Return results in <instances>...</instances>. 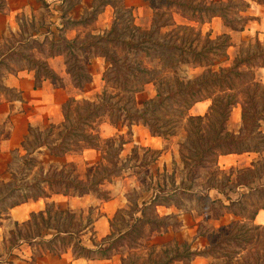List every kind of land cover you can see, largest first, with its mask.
<instances>
[{"label": "rangeland", "instance_id": "obj_1", "mask_svg": "<svg viewBox=\"0 0 264 264\" xmlns=\"http://www.w3.org/2000/svg\"><path fill=\"white\" fill-rule=\"evenodd\" d=\"M60 1L62 3L59 4V7L54 8L57 13H53L48 5H43L35 0L40 6L34 3L29 8V13L34 23L33 29H35L37 25L46 26L57 24L62 27L63 24L67 25L66 23L72 21L87 19L86 24L75 25L70 23L67 25L68 29L77 30L75 40L78 42H86L105 36L112 30L113 26H115L116 31L111 35L112 38L121 36L122 38L128 39L135 32H137L138 36L148 35L153 32L154 35L152 40L147 44V52L139 54L131 53L127 56V52L122 51L120 44H110L107 46L109 50L118 57H128L129 64L132 65L134 71L123 69L120 77H128L133 83L130 86L139 88V93L136 95L134 94V97L137 106L140 108L145 101L157 97L161 84H163L164 89L168 91L171 88H175L176 79L194 80L207 73L210 68L217 71L219 67H228L240 53H246L247 45H255L256 42V40L246 42H232L230 40V47L214 52L211 49L213 44L208 42V35H210V41L216 42L218 37L226 34L222 28L223 26L226 27L222 18H218L221 28L219 27L218 29V27H216L217 31L215 33L214 30L208 31L206 26L207 24H212L215 18L209 23L201 25L188 21L177 9L169 10L160 7L157 9V12L162 14L163 17L161 21L157 23V27L154 23L155 11L151 8L150 0ZM5 2L6 0H0V8L5 6ZM132 3L134 6H130ZM155 4H157V1H155ZM234 10L235 9L231 7L228 11L230 19L236 17ZM20 20L22 21L20 24L26 25L25 18ZM166 20H169V25L159 28L160 24ZM237 26L240 27V24H237ZM61 27L58 28V34L62 33V35L65 36L66 33V38L68 36L70 37V34L72 35L71 32L60 31ZM226 28L230 30L228 27ZM223 41L224 38L220 39L218 42L222 43ZM11 44L13 45L12 42ZM174 47L177 48L175 49ZM189 48H191V50L196 49L198 52L204 49L207 58H205L206 56H197L190 52ZM22 49L25 53L32 52L29 47L26 46ZM4 51H6V47H4ZM19 51H21V49ZM225 54L228 55L229 60L224 57ZM85 55L78 54L81 63L85 65L89 71L91 69L93 72H97L96 74H100V77L97 78L100 88L97 92L94 91L92 95L88 94L91 95V98L86 100L93 102L99 101L105 88H107L108 95H116L121 84H118L115 79L112 78V75L107 77L110 79L109 82H105L103 76L108 70H104L100 65H92V60L95 58L94 56L97 57L98 54L94 55V53H92L90 56ZM9 61H11L9 64L6 63L9 68L15 69L23 66L16 56ZM201 64H203V67H200ZM204 64L206 66H204ZM89 65L92 67H89ZM1 71L3 70L1 69ZM133 72L134 75L132 74ZM88 92L91 91L89 90ZM128 95V93H125L121 103H124L127 98H129ZM119 98L120 96H117L114 98V101H117ZM76 100L82 101L84 99L76 98ZM180 102L179 98L168 100L166 105L157 114L160 119L159 124L165 122L169 123L167 128H165L168 131L167 139L161 137L163 141L162 150L147 152V149L150 148L141 146L133 147L131 144L134 138L133 127L130 134L127 132V135L121 136L124 138L126 146H123V150L120 153L117 149L119 141L113 148H110L107 145L108 139H103L100 136L99 131L102 124H94V126H92L93 129L90 127L85 128L88 133L99 135L100 148L96 150H101L102 152L103 159L100 163L109 167V169H113L112 163L117 162V166L123 169L116 175L111 176L113 177L112 182L123 179L127 183L133 181V183L138 185V189H133V192H130L128 195L130 204H128L127 209L120 211L116 216L117 218H114L111 222L112 243L107 244V247L111 246V255L118 254L126 256L125 264H161L169 255H172L177 250L183 251L187 246L191 249L195 248V250L197 249L198 251L205 250L209 247L208 237L214 232L212 230L214 225L210 224L212 212H208V206L201 207L204 201L198 200L190 195H192V193L201 195L204 189L212 183L211 181L222 186L231 197H237L239 193L247 192V189L243 186L237 185L236 179L239 177V181H244V170L251 169L252 167L247 169L238 168L233 171L234 175L232 177L229 176L231 170L225 171L220 169L216 164L217 159L213 157L208 162L206 168H199L195 176H192L191 165L193 164V160L191 159L194 158L195 154L191 149V144L187 137L191 132H194V127L189 125L188 116H180L183 110V106ZM206 102H210V105L208 106ZM211 106V100L200 102L193 106L190 111H186L185 115L204 116L209 112ZM236 108L238 112V108L241 109V106L237 105L235 109ZM235 113L236 111L233 110V118L231 114L233 120H229L227 129L236 133L239 131L238 125H242V121H240L238 116L237 119L239 118V120L235 119ZM101 121L108 123V118L105 116ZM104 122L102 123L104 124ZM262 128L264 130V124ZM45 135V130H43L40 138L42 139ZM192 139L195 141L194 136L191 137V140ZM25 144L30 151L35 148V144L32 142H26ZM45 151L44 148L38 149L35 152L34 156L37 160L28 167L27 183H31L34 177H44L46 174L50 175L54 167H60V164L50 162V160L46 158L44 155L46 153ZM77 152L69 153V155L80 156L81 154L79 151ZM25 155L26 151H24L23 148L11 153L8 164V170H11V174L17 171L18 165ZM68 167L70 169L74 167L81 179H86L88 172L91 176L95 173L90 169L93 166L85 167V165H82L78 168L76 163L70 162ZM256 170L254 171V177L247 174L246 178L250 181L253 180L254 186L263 185L264 173H258ZM259 177L261 178L259 179ZM163 185L167 188V193L162 192ZM40 187L45 189L46 185L42 184ZM188 188L191 190H184ZM100 190L102 192H93L90 193V195L96 198H103V194L106 192L104 188H100ZM38 192V190L34 189H24L12 194L8 199H2V193H4L2 192L0 194L1 217H5L8 208L12 204L23 202L27 197L38 194ZM156 194L160 197L159 204L168 205L167 209L164 208V206L144 205L145 202H151L152 197L154 198ZM105 196H107V193ZM213 197L215 198V194H213ZM251 197V201L247 204L248 209L242 212L241 219L245 222L246 226L256 227L250 220L254 214L256 205L264 204V194L263 196L252 195ZM251 203L254 205H251ZM53 206L55 207V205ZM98 209V206L97 208L92 206V208L86 209L85 211L70 212L73 214L72 220L68 221V217L64 215L63 218L58 220V225L65 229L70 225H73L74 229L78 227L88 228L92 225L91 222H93V219L99 214ZM143 210L145 211L146 218L148 220L150 219L154 224H133L135 219L143 218L141 213ZM177 210L185 215L186 218L184 219L187 220L188 226L191 225L193 228H197V230L192 231L189 229V231H181V235L178 236L179 232L176 231V228H179V216L172 213L170 214V218H166L167 213H171L172 211L177 212ZM198 210L205 214L201 215V217H197ZM204 217H206L207 220L202 221L201 219ZM214 224L216 225V223ZM53 225L56 226L57 224L53 222ZM169 227L172 229L170 230V234H167ZM34 229L32 225L30 227H22L21 232L23 236H26L30 233H34ZM15 239L16 238L10 239V244H8L10 248L15 246V242L17 241V239L16 241ZM63 243H65L63 244L65 246L68 245L69 248L74 245V241L67 240L66 242L63 241ZM87 244L89 243L87 242ZM56 245L59 246L60 244L57 243ZM63 245L61 244V246ZM220 246L221 247L216 249L210 257L206 258L207 264H264V230L251 229L244 233L237 243L230 241L229 243H222ZM68 247L62 248V250H66ZM76 252L79 251L77 250Z\"/></svg>", "mask_w": 264, "mask_h": 264}, {"label": "trees", "instance_id": "obj_2", "mask_svg": "<svg viewBox=\"0 0 264 264\" xmlns=\"http://www.w3.org/2000/svg\"><path fill=\"white\" fill-rule=\"evenodd\" d=\"M37 1L46 5L44 0ZM155 1H157V4H155ZM250 1L264 6V0H150L151 8L155 11L154 23L157 27V23H159L163 17L162 14L157 12V9L164 7L169 10L177 9L185 19L201 25L209 23L214 18H222L226 27L237 32L244 31L250 21V18L245 15L250 8ZM231 7L235 9L234 13L236 16L232 19H230L228 15V11ZM86 21L87 19L72 21L70 23L79 25L86 24ZM70 23L66 24L68 25ZM237 24H240V27L237 26ZM67 25H65L62 30L67 28ZM168 25L169 20H166L160 24L159 28L167 27ZM115 31V26H113L112 30L105 36L86 42H78L77 40L68 41L64 38H61L60 41H50V56H66L68 74L72 76L74 85L77 89L83 90L93 79L88 68L81 63L78 54L91 55L94 53V55L98 54V56L103 57L106 62L110 64L108 71L103 76V80L109 82L110 79L107 77L112 75V78L121 85L119 86V91L114 96L108 95L107 88H105L102 96L97 102L86 99L82 101H78L76 98L69 99L63 106L65 121L62 126L56 127L52 125L49 129L45 130L46 135L42 139L40 138L42 131L30 127V135L22 144V148L26 151V155L22 157L17 171L11 174L13 181L3 184V186L0 187V194L4 192L2 193V199H8L12 194L24 189H34L39 192L38 194L27 197L23 202L12 204L8 208L5 217H1L0 215V222L7 219L9 211L21 203L50 197L48 191L58 195L62 194L64 196L73 197H83L93 192L100 193L102 192L100 190L101 186L106 182L111 183L113 181V177L111 176L123 170L117 166V162L112 163L113 169H109V167L100 163L90 168L95 172L93 176L89 175L88 172L86 179H81L74 167L70 169L68 165H66L59 171L53 170L50 175L46 174L44 177H34L31 183H27L28 167L37 160L34 154L38 149L46 147L51 156L56 158L72 152L79 151V153L82 154L88 149H99V135L88 133L85 128H92L94 124H103L102 122L104 121H101V119L105 116L108 118L107 122L112 125L116 126L121 123L127 126L128 134L132 132L134 126L144 125L150 129L153 136L167 139L168 131L165 128H167L169 123L165 122L159 124L160 119L157 114L166 105L168 100L176 98H179L183 106L180 116H188L189 125L194 127V132H191L187 137L191 144V149L195 154L194 158L191 159L193 160V164L191 165L192 176H195L199 168H206L208 162L213 157L218 159L220 156L231 154L241 155L244 153H257L261 156L258 161L252 164L251 169L244 170V181H239V177L236 179L237 185L246 188L247 193H241L236 199H233L226 193V190L222 186L211 181L212 183L204 189L201 195H197L196 193L190 195L191 197L204 201L201 207H209L208 212H212L213 220H218L225 214H234L241 218L242 212L248 209L247 204L251 201V196H263L264 194V184L254 186V181H250L246 178L247 174L254 177V171L256 169L258 173H264V130L262 128L264 124V84L258 82L255 76V72L258 69L264 68V42L256 40L255 45H247L246 53H240L228 67H219L217 71L210 68L207 73L194 80L176 79L175 88H171L168 91L164 89L163 84H161L157 97L145 101L140 108L137 106L134 97V94L136 95L139 93V88L130 86L133 83L128 77H120L123 69L134 71L132 65L129 64L128 57H118L113 54L107 46L110 44H120L122 51L127 52V56L131 53L139 54L147 52V44L152 40L154 34L152 32L148 35L138 36L137 32H135L128 39L122 38L121 36L112 38L111 35ZM209 37L210 35H208V42L213 44L211 49L214 52L230 47L229 42L231 38L227 34L218 37L216 42L210 41ZM222 38H224L225 42L219 43L218 41ZM25 45L31 49L42 48V44L37 41H34L31 45H29V43ZM174 48L176 49L177 47ZM189 50L197 56H206L204 49L199 52L196 51V49L191 50V48H189ZM20 53L19 51L13 53V56L10 55L11 59H14V55L22 57ZM23 57L29 63V69L35 72L36 87H40L45 80H51L55 85H59L60 87L63 86L62 79L54 73L47 62L37 60L28 55ZM224 57L229 60L227 54H225ZM205 58H207V56ZM3 65V61H0V67ZM204 66L206 65L204 64ZM200 67H203V64H201ZM8 68L9 67L6 65L7 70H9ZM132 74L134 75V72ZM2 75L0 71V79ZM125 93L129 94V98H127L124 103H121ZM117 96H120V98L114 101V98ZM207 100H211L212 102V106L207 114L204 116L185 115V112L190 111L193 106ZM237 105H240L242 109V128L239 133L231 132L227 129L231 114ZM192 136L195 137V141H193V139L191 140ZM118 141L119 144L117 145V149L121 153L125 145L123 137H119V139H110L107 141V145L113 148ZM26 142L34 143L35 148L31 151L27 149ZM150 151L153 150L147 149V152ZM233 175V171H231L229 176L233 177ZM260 178L261 177H259V179ZM42 184L46 185L45 189L40 187ZM162 187V192L167 193V188L164 185ZM184 190L189 191L191 189L188 188ZM212 190H216L222 194L228 203H225V201L219 198L212 199L210 196ZM103 195V199H106V193ZM159 200L160 197L156 194L149 206L160 205ZM251 205L254 204L251 203ZM261 210H264V204L256 205V209L250 220L251 222L254 221L256 215ZM141 213L143 218L135 219L134 225L136 223L154 224V222L146 218L144 210L141 211ZM203 214L205 213L199 212L198 210V215L201 216ZM64 215L68 217V221L72 220L73 214L56 210L53 204L48 205L45 213L32 214L30 221L23 225L17 224L16 231L11 232V237L17 239V241L15 239V246L18 245L19 240L30 245H34L35 240V244L57 255L60 254L62 248L68 247V245H63L65 244L63 241L66 242L68 240L74 241V254L77 258L93 259L98 256L100 259H108L112 256L110 253L111 246L107 247V244L112 243V235L103 239L101 243H96L95 240H92L93 245L97 247L96 249L86 247L82 244L81 239L82 232L86 227H78L77 229H74L73 225H70L66 229L59 227L58 220L63 218ZM170 217L171 216L166 218ZM53 222L57 225L54 226ZM92 223L93 222H91V224ZM31 225L34 226L35 232L23 236L21 228L30 227ZM53 227L57 230V235L50 241L43 240L42 232ZM251 229L264 230V227H249L246 226L243 220L234 221L229 227H220L217 231L212 232L210 237H208L209 247L205 250L192 251V249L187 246V249L184 248L183 251L177 250L172 255H169L161 264H189L197 257H210L216 249L221 247L220 245L222 243H229L230 241L237 243L240 237ZM38 238L40 239L38 240ZM57 243L60 245H56ZM61 244L63 246H61ZM77 250L79 252H76ZM40 255L41 254H35L33 263H35L37 257ZM122 262L125 264V259H122Z\"/></svg>", "mask_w": 264, "mask_h": 264}, {"label": "crops", "instance_id": "obj_3", "mask_svg": "<svg viewBox=\"0 0 264 264\" xmlns=\"http://www.w3.org/2000/svg\"><path fill=\"white\" fill-rule=\"evenodd\" d=\"M44 1L53 13H57L54 8H58L59 4L62 3L60 0ZM34 3L40 6L35 0H6L5 6L0 8V61L4 63V65L0 67V71L1 69L3 70L1 71L3 75L0 79V187H2L3 184L13 181L11 170H8L11 153L22 149V144L30 135V127L40 131L47 130L52 125L61 127L65 121L63 106L66 102L71 98L90 99L93 92H97L100 88L99 80L97 79L100 77V74H96L97 72L95 73L90 69L89 72L93 78L92 82L87 84L82 91L78 90L74 85L71 75L68 74L66 56H50V41H60L61 38H68V41H74L76 39L77 30H71L70 28L68 29V27L62 30L65 24H63L62 27L57 24L46 26L37 25V27L33 29L34 23L29 13V8ZM130 6H134V4L132 3ZM245 15L250 18V21L244 31L235 32L223 26L224 33L230 36L232 42L255 40L264 42V6L250 1V8ZM22 18L26 19V25L20 24V22H22L20 19ZM219 22V19L215 18L212 24L206 25L207 30H214L216 33V27H218V29L219 27L221 28ZM59 27H61L60 31L71 32L72 35L70 34V37L68 36L66 38V33L65 36H63L62 33L58 34ZM34 41L41 43L42 48H29L32 52L25 53L22 48L26 46L25 44L29 43V45H31ZM4 47H6V51H4ZM20 49L21 51H19ZM18 51L21 52L20 54H22V57L17 55L14 56L19 59V62L22 63L23 66L21 68L5 69L6 63L9 64V62H11L9 60L11 56H13V53ZM27 55L37 60L47 62L54 73L62 79L63 86L60 87L59 85H55L51 80H45L40 87H36L35 72L29 69V63L23 57ZM85 56L90 55L86 54ZM94 57L92 65H100L104 70L109 69L110 64L106 62L103 57ZM89 67L92 66L89 65ZM255 76L258 82L264 84V68L258 69V71L255 72ZM89 90L91 92H88ZM206 103H208V106L210 105V102ZM238 109L237 112V108H234L236 111L234 116L236 120L240 118V121H242L240 117L242 109ZM237 116L239 117L238 119ZM232 118L230 117V120H233ZM238 128L239 131L236 133L241 131L242 125L239 124ZM127 132V126L121 123L116 126L110 123H104L100 126L99 134L103 139L110 140L125 136ZM133 134L134 138L131 143L133 147L141 146L152 150H162L163 141L161 137L153 136L148 127L142 125L134 126ZM45 150L46 153L44 155L50 162L60 164L59 168L54 167L56 171H59L70 162L76 163L78 168H80L82 165H85V167L98 165L103 159L101 150L96 149L86 150L80 156H70L66 154L58 158L51 156L46 147ZM260 158L261 156L257 153H244L241 155L231 154L220 156L216 164L222 170L234 171L238 168H250L252 164ZM101 188H104V191L107 193L106 199L96 198L90 194L83 197H73L48 192V194H50L48 198H40L37 201L30 200L12 208L7 214V219L2 220L0 224V264H123L122 259H125L126 256L118 254L112 255L108 259H100L98 256L93 259L77 258L74 254L73 247H68L66 250H62L60 254L56 255L44 250L42 246L35 244V240L34 245H30L21 240H19L18 245L12 246L11 248L8 245L12 238L11 232L16 231L17 224L23 225L30 221L32 214L45 213L48 205L53 204L56 210L67 213L85 211L86 209L92 208V206L95 208L98 206L99 214L93 219L92 225L82 232L81 236L84 246L96 249L97 247L93 245L92 240H95L96 243H101L103 239L111 235V222L120 211L127 209L128 204H130L128 195L130 192H133V189H138V185L133 183V181L127 183L125 180L121 179L111 183L106 182ZM213 194H215V198ZM240 194L241 193H239L238 196ZM210 196L212 199L219 198L225 201V203H228L225 197L216 190H212ZM237 197L232 198L236 199ZM144 205L149 206L150 201L145 202ZM160 206H164L166 209L168 208V205L164 204L158 205L157 207ZM172 213L179 216V228H176V231L179 232L178 236L181 235V231L185 232L186 230L189 231V229L192 231L197 230V228H193L191 225L188 226L187 220L184 219L186 217L181 214V211H172L171 213H167L166 216L169 217ZM45 216L47 218L46 214ZM196 216L201 217L200 215ZM205 218L206 217L201 220H207ZM238 220L242 219L234 214H225L218 220H213L211 218L212 223L210 222V224L214 225L212 230L217 231L220 227H229L234 221ZM214 223H216V225ZM252 223L255 226L264 227V210L258 212ZM171 229V227L168 228L167 234H170ZM57 233L54 227L44 230L42 232V239L50 241ZM39 239L40 238H38V240ZM87 242L89 244H87ZM192 251L198 250L193 248ZM35 254L41 255L37 257L35 263H33ZM189 264H207V259L204 257H197Z\"/></svg>", "mask_w": 264, "mask_h": 264}]
</instances>
